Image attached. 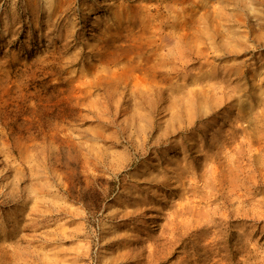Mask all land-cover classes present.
<instances>
[{
	"label": "rangeland",
	"instance_id": "1",
	"mask_svg": "<svg viewBox=\"0 0 264 264\" xmlns=\"http://www.w3.org/2000/svg\"><path fill=\"white\" fill-rule=\"evenodd\" d=\"M0 264H264V0H0Z\"/></svg>",
	"mask_w": 264,
	"mask_h": 264
},
{
	"label": "bare ground",
	"instance_id": "2",
	"mask_svg": "<svg viewBox=\"0 0 264 264\" xmlns=\"http://www.w3.org/2000/svg\"><path fill=\"white\" fill-rule=\"evenodd\" d=\"M28 223V222H27ZM30 226V225H29ZM28 229V228H27ZM168 243V242H167ZM174 243V242H173ZM165 244V243H164ZM167 246V245H166ZM175 247H176V245H175ZM167 248V247H166ZM165 251H167V250H165ZM182 253V252H181ZM183 261H185V262H187V259L186 258H183Z\"/></svg>",
	"mask_w": 264,
	"mask_h": 264
}]
</instances>
